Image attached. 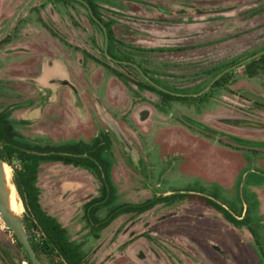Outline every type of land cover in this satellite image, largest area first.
Listing matches in <instances>:
<instances>
[{
	"label": "rangeland",
	"instance_id": "1",
	"mask_svg": "<svg viewBox=\"0 0 264 264\" xmlns=\"http://www.w3.org/2000/svg\"><path fill=\"white\" fill-rule=\"evenodd\" d=\"M263 51L264 0H0V109L22 141L107 139L114 203L201 192L247 211L235 226L198 199L177 198L96 231L83 208L100 194L95 174L34 162L40 203L80 243L84 264H264V104L244 93L264 96V70L247 69ZM52 59L75 88L28 121L19 111L39 98L30 79ZM4 252L28 264L0 214V264H10Z\"/></svg>",
	"mask_w": 264,
	"mask_h": 264
},
{
	"label": "trees",
	"instance_id": "2",
	"mask_svg": "<svg viewBox=\"0 0 264 264\" xmlns=\"http://www.w3.org/2000/svg\"><path fill=\"white\" fill-rule=\"evenodd\" d=\"M90 8L92 11L95 10L92 2ZM251 59L252 60L247 63V69L250 73L257 71L258 68L264 70V51ZM218 81L219 80L216 82L219 83ZM162 94L166 99L172 97V95L167 92H163ZM10 115L11 111L7 107L0 109V156L10 165H13L15 160L25 163V168L21 172L13 165L17 173L14 183L23 199L26 210L24 214V224L39 258V252L44 250L51 257L57 256L61 264H84L85 259L80 243L71 240L66 228L59 223L54 216L45 211L40 203L39 189L34 183L36 177L32 169L33 163L40 160L60 161L65 164H73L89 169L95 174L100 181V194L84 203L83 208L86 221L96 231L108 226L121 214L141 213L151 209L158 202L163 200L168 201L187 197L198 199L205 206L222 214L226 221L235 226L246 225L247 211L244 216L236 214V212L222 202L215 193L213 195H206L201 192L177 193V191H175L171 195L158 196L136 204L114 203L116 196L108 172L109 162L103 157V152L109 145L107 139H105V145H102L99 139H96L92 143L78 141L63 145L32 144L28 141L21 140V135L13 125ZM27 160L32 163H26ZM18 174L21 175L19 176ZM185 192H189V190ZM103 207H107L108 211L104 218H100L98 212ZM13 237H15L14 234ZM16 241L24 253V259L28 264H32L22 245L17 239ZM262 253L263 252H260L264 260Z\"/></svg>",
	"mask_w": 264,
	"mask_h": 264
},
{
	"label": "crops",
	"instance_id": "3",
	"mask_svg": "<svg viewBox=\"0 0 264 264\" xmlns=\"http://www.w3.org/2000/svg\"><path fill=\"white\" fill-rule=\"evenodd\" d=\"M30 80L39 98L19 112L22 116L24 114L28 121H35L44 111L46 103L57 99L61 90L69 86L67 84V81H70L69 70L62 60L52 59L45 62Z\"/></svg>",
	"mask_w": 264,
	"mask_h": 264
},
{
	"label": "water",
	"instance_id": "4",
	"mask_svg": "<svg viewBox=\"0 0 264 264\" xmlns=\"http://www.w3.org/2000/svg\"><path fill=\"white\" fill-rule=\"evenodd\" d=\"M67 84L72 88H75L74 84L67 81ZM245 95L256 102L264 104V96L254 93L252 91H244ZM5 162L0 156V214L4 221L6 222L8 228L13 232L18 242L22 245L23 249L27 253L32 264H43L39 258L37 252L35 251L32 242L30 240L28 231L25 227L24 220L19 215H14L8 208L7 196L4 189V177L2 172V165ZM13 181V180H12ZM14 183V181H13ZM15 184V183H14ZM5 257L10 264H19L16 262L7 252H4Z\"/></svg>",
	"mask_w": 264,
	"mask_h": 264
},
{
	"label": "bare ground",
	"instance_id": "5",
	"mask_svg": "<svg viewBox=\"0 0 264 264\" xmlns=\"http://www.w3.org/2000/svg\"><path fill=\"white\" fill-rule=\"evenodd\" d=\"M2 172L8 208L14 215H20V213L23 211V205L17 197V189L12 181L11 170L7 163L2 165Z\"/></svg>",
	"mask_w": 264,
	"mask_h": 264
},
{
	"label": "flooded vegetation",
	"instance_id": "6",
	"mask_svg": "<svg viewBox=\"0 0 264 264\" xmlns=\"http://www.w3.org/2000/svg\"><path fill=\"white\" fill-rule=\"evenodd\" d=\"M9 167H10V165H9ZM10 170H11V167H10ZM12 175V174H11Z\"/></svg>",
	"mask_w": 264,
	"mask_h": 264
}]
</instances>
